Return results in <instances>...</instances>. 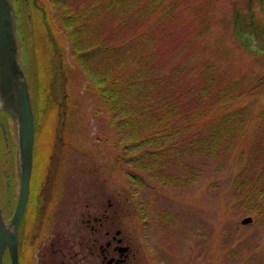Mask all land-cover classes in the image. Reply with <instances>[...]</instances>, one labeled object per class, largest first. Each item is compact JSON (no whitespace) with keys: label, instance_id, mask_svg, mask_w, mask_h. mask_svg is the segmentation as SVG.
Segmentation results:
<instances>
[{"label":"rangeland","instance_id":"rangeland-1","mask_svg":"<svg viewBox=\"0 0 264 264\" xmlns=\"http://www.w3.org/2000/svg\"><path fill=\"white\" fill-rule=\"evenodd\" d=\"M37 2L43 6L44 16L48 15V3ZM13 3L36 120L35 179L46 178V207L49 205L48 214L57 226L59 219L63 224L64 218L76 211L74 205L88 195L124 194L132 204L127 233L133 243L140 238L146 262L264 264V220L242 204V196L248 191L238 190L234 183L241 177L254 178L263 163L257 146L259 127H264V119L259 118L264 93L237 103L247 105L250 115L243 137L228 151L211 159L201 153L193 156L192 184L166 186L148 176L145 187L131 183L126 159L111 144L113 130L108 129L104 116L93 114L96 103L85 97L86 75L70 57L68 38L57 32L60 24L46 33L40 29L45 25L39 27V19L32 13L31 0ZM248 4V0H180L159 39L162 67L182 66L186 78L192 79L196 62L212 58L224 64L234 78L246 76L244 86L254 74L264 71L257 56L242 50L231 35L233 7ZM253 7L264 18L261 0H254ZM98 17L96 29L105 32L116 15ZM13 137L11 125V152H15ZM4 151L0 173L7 168L3 166L8 156ZM164 169L174 176L186 173L178 164ZM0 195L5 213L2 189ZM249 217L253 221L242 224Z\"/></svg>","mask_w":264,"mask_h":264},{"label":"trees","instance_id":"trees-1","mask_svg":"<svg viewBox=\"0 0 264 264\" xmlns=\"http://www.w3.org/2000/svg\"><path fill=\"white\" fill-rule=\"evenodd\" d=\"M43 1L49 5L48 15L37 0H31L32 13L46 33L60 24L57 32L68 38L70 57L86 75L85 97L96 103L93 114L104 116L113 130L111 144L126 159L131 183L145 187L148 176L166 186L192 184L193 156L201 153L211 159L243 137L250 111L237 103L264 93V71L243 86L246 76L234 78L212 58L196 62L192 79L186 78L182 66L162 67L159 39L180 0ZM248 1L245 7H233L231 35L264 66V18L253 9L254 0ZM103 14L116 17L100 32L95 20ZM259 118L264 119V110ZM259 132L261 168L254 178L245 176L234 183L238 190L248 191L242 204L264 220V127ZM173 164L186 173L174 176L164 169Z\"/></svg>","mask_w":264,"mask_h":264},{"label":"flooded vegetation","instance_id":"flooded-vegetation-1","mask_svg":"<svg viewBox=\"0 0 264 264\" xmlns=\"http://www.w3.org/2000/svg\"><path fill=\"white\" fill-rule=\"evenodd\" d=\"M11 125L10 119L0 113V140L5 137L4 153L8 155L3 164L7 168L0 173V192L3 187L5 189L7 210L6 215L5 208L3 213L7 225L18 198L15 161L17 144L14 132L12 146L15 152H11ZM2 150L0 149V159L3 158ZM35 163L34 156L29 200L18 232L19 264H175L146 262L140 238L138 243H133L132 237L127 233L126 221L132 212V204L124 194L88 195L79 201V205H74L76 211L65 217L63 224L59 219L57 226V221L48 214L49 205L48 210L46 207V178L35 179ZM43 171L45 175L48 174V170ZM34 187L37 188L36 194H33ZM1 197L0 195V203ZM4 264H12L8 251L5 253Z\"/></svg>","mask_w":264,"mask_h":264},{"label":"water","instance_id":"water-1","mask_svg":"<svg viewBox=\"0 0 264 264\" xmlns=\"http://www.w3.org/2000/svg\"><path fill=\"white\" fill-rule=\"evenodd\" d=\"M13 1L0 0V113L10 119L15 132L18 198L8 225L0 206V264H4L6 251L12 264H19L18 232L29 200L36 143L33 98L22 59V40ZM252 221L249 217L242 224Z\"/></svg>","mask_w":264,"mask_h":264}]
</instances>
